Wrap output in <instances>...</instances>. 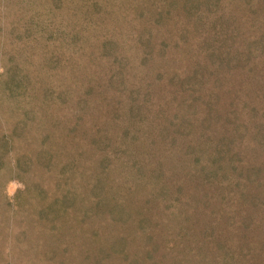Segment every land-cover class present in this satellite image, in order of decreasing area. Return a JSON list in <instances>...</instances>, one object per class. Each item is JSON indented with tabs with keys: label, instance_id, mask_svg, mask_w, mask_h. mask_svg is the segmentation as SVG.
I'll list each match as a JSON object with an SVG mask.
<instances>
[{
	"label": "rangeland",
	"instance_id": "rangeland-1",
	"mask_svg": "<svg viewBox=\"0 0 264 264\" xmlns=\"http://www.w3.org/2000/svg\"><path fill=\"white\" fill-rule=\"evenodd\" d=\"M7 1L0 0V15L12 3L20 11L10 8L8 24L0 19V264H225L215 255L206 259L196 240V214L171 201L172 163L160 182L165 192L155 187L149 159L170 157L177 164L173 172L190 168L181 152L172 154L178 146L171 139L151 146L150 136L163 129L184 143L177 123L171 125L172 96L189 97L195 53L212 42L216 22L231 30L240 24L256 35L264 0H256L262 9L250 13L256 28L240 22L242 13L232 20L224 12L237 11L236 0H229L232 9L197 0L194 13L190 0H75L73 13L61 0ZM240 11L247 14L249 7ZM27 28L25 38L20 34ZM197 28L202 35L195 40ZM67 33L78 35L72 41ZM184 50L192 53L186 63L177 55ZM238 91L228 97L246 102ZM248 97L257 104L254 117L239 116L246 119L242 132H233L234 120L220 128L216 137L227 145L216 149L214 160L212 150L200 157L201 164L219 165L218 172L228 176L222 191L241 182L263 188L254 181L264 184V135L255 124L264 126V96ZM165 143L172 148H162ZM194 184L187 181L178 196L192 192ZM47 199L55 210L40 217L37 206ZM249 212L241 210L236 221L249 220L255 235L232 241L229 264H264V214L254 221L260 214ZM185 228L189 239L172 246L168 240ZM247 246L253 249L250 261L237 250Z\"/></svg>",
	"mask_w": 264,
	"mask_h": 264
},
{
	"label": "trees",
	"instance_id": "trees-1",
	"mask_svg": "<svg viewBox=\"0 0 264 264\" xmlns=\"http://www.w3.org/2000/svg\"><path fill=\"white\" fill-rule=\"evenodd\" d=\"M25 1L30 3L31 0ZM61 1L67 5L68 10L72 13L76 9V5H74V3L76 4L75 0ZM80 1L81 0H77V4ZM82 1L84 3L85 1H89L90 4L95 2V0H92L93 2H91V0ZM230 1L232 2L233 0ZM230 1L208 0L207 2L211 3L209 7H218L219 5L223 6V3H226L224 7H227L231 6ZM236 1L238 4H234V6L237 11L224 8V12L228 13L231 17L230 19L232 20L235 19L233 17L237 18L239 13H242L241 18L243 19L240 22L243 21L244 23H249L251 25H249L250 27L256 28L255 26H252L255 24V20L252 21L251 18H249L250 13L252 11H260L258 8H264H261V5L263 4H257L256 0L254 3H252V0L249 5L242 3V0ZM153 3L157 4L158 0H153L152 4ZM166 3L168 5V2ZM196 3L197 0H190V6H188L191 13L196 12ZM56 5V1L54 5L52 3L51 8L53 11L57 9ZM7 7L8 5L6 6L5 4L6 9ZM245 7H249V12H247V14L240 11ZM10 8L12 10L14 9V13H17V10L20 11L15 3H12V5L10 4ZM10 8L1 12L0 19L4 18L2 21L4 24H8V21L6 22V20ZM244 16H246V21H244ZM218 20H220V18H218ZM222 26L219 22H216L215 27L211 32L213 37L212 42H206L203 45V52L201 49L196 53L194 52L198 58L195 62L196 70L194 69L195 71L192 72L193 74L191 76V79H194L193 83L195 84L190 86L189 97H182L178 100L174 98L176 97L174 94L172 96V101L176 106V113L171 120V125L174 126L175 123H177L174 130L179 132L177 135L181 134L186 137L184 143L181 144L180 142H176L180 136L172 141V137L174 136H167L169 132L166 130L163 132V129L155 135L150 136L151 146H153L157 140L159 141L160 139L163 140L165 138H168V140L171 139V143L173 142V144L175 143V145L178 146L176 151L172 154L176 157L178 153L181 152L182 154H180L183 159H185L186 162L188 161L187 168H190V170L176 171L181 174L177 177L178 180L175 181L173 180V175L176 172H173L172 168L174 170L177 169L176 162L173 159L169 161L170 157L164 158L165 156H161L157 157L156 160L153 158L149 159V163L152 168L149 176L154 178L155 187H160L158 192L164 193L166 187L164 184H161L163 183L161 181L168 176L169 172L170 176L168 177V180L171 181L170 187H175V196L171 201L178 203V205H186V208L192 209L193 213L196 214L199 220V223H196L195 217V223L198 225L196 226V229H198V232H201L196 240L199 242V245L203 246L206 250V259L208 260L210 257L215 255L220 263L229 264L235 255V252H232V250H235L233 244H231L232 241L234 239L238 240V238L242 239L243 236H252V234L255 235L254 231H251L250 228L247 227L250 223L249 220L246 219L247 226L245 225V221L236 220H238V214L241 210L247 211L248 213H250L249 211L253 212V217L254 214H260V216H263L264 210L261 208L264 204V200H262L264 184H259L257 181H254L258 186L262 185L263 188L257 189V187H254L251 189L248 188V185H246L247 182H241V185H237L236 187L232 186L227 188L225 191H222V187L228 182V176L225 173L218 172L219 165H217V167H213L210 164H201L200 157L204 154V152L206 154L207 151L212 150L209 156L212 157V155H214L212 157V160H214L215 153L223 149L222 145L224 147L227 145V142L222 137H216L218 136L217 131H219L220 128L222 129L223 126L230 127L231 125H234V128L237 127L236 129L233 128L234 133L235 130L242 132V126L246 125V119L241 120L239 116L245 115L246 118L247 116L253 118L256 113V108L253 105L257 104L255 102H249L248 95L250 97L257 94L261 97L264 96V21L259 23L260 30L256 31L257 34L254 36H251L250 34L248 35L245 31H243L240 24L233 25V30H231L230 27L229 29H226L227 27ZM27 31L28 28L20 35L25 38L29 37L31 33L30 31ZM194 33L195 34L193 36L195 40L202 35L200 28L195 29ZM67 35L71 36V40L73 41V37L75 38L78 34L67 33ZM26 41H28V38ZM177 55H179V59L185 63L192 59V53L189 55L185 52V50L182 54ZM119 73L122 74V72ZM208 77H210V81L206 84ZM196 80L198 81V85L196 84ZM200 88L203 90V93H201ZM237 90H239V95L247 96L248 100L246 102H242L240 104L237 103L240 100H231L230 97H228L229 95H233ZM227 99H230V101L227 103L223 102ZM232 120H234V122L229 125V122ZM236 120H238V123H235ZM255 124L257 127L256 130L261 129L264 135V126L261 125L262 123L260 124L259 121L255 120ZM131 139L133 142L132 137L130 140ZM263 145L264 144H261V146ZM171 146V144L165 143L162 148L169 149L172 148ZM216 149L219 150L217 151ZM190 159L192 161H190ZM216 159H219V157H216ZM168 162L173 165L167 172L164 168ZM189 176L191 177L189 178ZM190 179H193L195 182L193 191L196 193L192 191L193 193H185L182 197L178 196L179 192L184 189L185 183ZM58 199L53 200L57 201ZM47 200L48 201L42 202L41 205L37 206V214L40 217L44 214L51 215L55 210L53 201L49 202V199ZM187 211L188 213L184 216L185 219L189 218L190 215V211ZM201 215L208 220L203 219V222H200ZM262 216L256 218L254 217V221L258 218L263 219ZM171 217H173V215ZM224 231L226 233L228 231V233L226 234ZM188 232L189 231H186L185 228L177 234L175 233L168 241H173L174 243L172 246L177 247V245L182 242L181 240L189 239L186 236ZM253 238H256V236ZM256 240L254 241L256 242ZM256 243L254 245H256ZM237 250H239L241 254L243 253V256H248V261L254 258L252 255L253 249L250 251L249 246H247V248L241 247ZM197 253H199L201 259L204 260V256L202 257V251L199 252L198 250ZM238 264H244V262Z\"/></svg>",
	"mask_w": 264,
	"mask_h": 264
}]
</instances>
